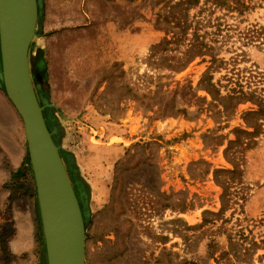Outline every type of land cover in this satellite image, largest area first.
<instances>
[{
  "label": "rangeland",
  "instance_id": "1",
  "mask_svg": "<svg viewBox=\"0 0 264 264\" xmlns=\"http://www.w3.org/2000/svg\"><path fill=\"white\" fill-rule=\"evenodd\" d=\"M180 1L41 0L31 77L86 215V264H214L208 245L226 253L224 229L259 249L223 264H264V136L246 152L243 212L228 211L217 236L199 228L221 210L214 172L232 169L224 152L252 108L222 110L202 80L264 75V40L244 38L264 31V0L241 16ZM200 44L205 57L193 55ZM27 159L23 121L0 88V264H47Z\"/></svg>",
  "mask_w": 264,
  "mask_h": 264
},
{
  "label": "water",
  "instance_id": "2",
  "mask_svg": "<svg viewBox=\"0 0 264 264\" xmlns=\"http://www.w3.org/2000/svg\"><path fill=\"white\" fill-rule=\"evenodd\" d=\"M41 11V0H0V88L24 124L47 264H86V215L31 77Z\"/></svg>",
  "mask_w": 264,
  "mask_h": 264
},
{
  "label": "trees",
  "instance_id": "3",
  "mask_svg": "<svg viewBox=\"0 0 264 264\" xmlns=\"http://www.w3.org/2000/svg\"><path fill=\"white\" fill-rule=\"evenodd\" d=\"M216 9L226 10L228 13L237 14L238 16L244 15L247 11H250L253 6L251 5L252 0H210ZM200 0H186L185 2L180 1L176 6L184 7L185 11L191 9L192 4L195 6L199 5ZM179 23V20L177 21ZM180 24V23H179ZM188 28H184L183 31L186 33ZM264 31L258 32L255 30H249L245 39L253 41V39L264 40ZM194 47V46H193ZM195 57L207 56V47L203 44L195 46ZM191 49L188 51L190 53ZM194 58V57H193ZM42 63V62H41ZM222 64V61H218L217 57H211V67L209 70L217 71ZM250 77H238L237 79L230 78L227 80L228 84L222 86L221 83H213V76H205L202 82H207V86L203 89L209 95H211L214 101L224 111L232 110L234 112L242 105L250 104L252 108L243 114L244 127H238L233 130L235 136L234 140L228 142V146L225 149V158L231 164L232 169L215 170L214 180L216 184L221 188L222 195L220 197L221 210L218 213L205 212L203 223L200 225V229L204 230L208 226L213 228L209 231L213 235L217 236L222 234L223 228H217V224L222 221L226 223L225 215L228 211L233 210L232 215L235 213V209H241L243 212V205L247 200L248 195L241 192L244 189H240L239 186L243 187V167L246 163V152L253 149L258 144V139L264 136V75L263 73H255L251 71ZM226 92V96L222 95V91ZM29 165V159L23 164ZM18 174V173H17ZM13 176L15 178L17 176ZM234 207V208H233ZM206 216H212V219H207ZM224 229V235L228 242L229 250L223 252L220 257H217L216 247L217 243L211 241L208 245L210 258L214 264H223V258L225 256H232L236 261L241 258H246L256 254L252 252L255 249H259V244L256 241L252 243H246V237L239 232V234L226 233ZM39 242L44 247V238L40 234ZM264 248V239L260 242ZM250 245L251 247H247ZM264 250V249H263ZM43 250L42 261L46 262V256ZM264 257V256H263Z\"/></svg>",
  "mask_w": 264,
  "mask_h": 264
}]
</instances>
